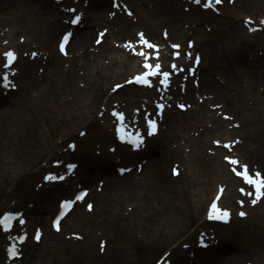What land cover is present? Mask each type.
Listing matches in <instances>:
<instances>
[{
  "label": "bare ground",
  "instance_id": "1",
  "mask_svg": "<svg viewBox=\"0 0 264 264\" xmlns=\"http://www.w3.org/2000/svg\"><path fill=\"white\" fill-rule=\"evenodd\" d=\"M164 3L167 0H163ZM257 2V1H254ZM158 5V3H157ZM107 7L106 0H94L92 3V10L94 17L98 16L99 13H103L104 9ZM158 7H156L157 9ZM146 10V14L149 16V10ZM0 11H2V15L5 17L7 21H10L12 24L21 23L25 27L31 28L38 23L42 30L44 31V42L50 45V38L52 37V33L58 31L62 25L60 22V13L57 11L56 5L50 0H37L34 5V0H0ZM196 13H201L206 15V11H202L200 9L194 10L190 14H185L181 11H174L170 14L171 21L173 24L176 23L182 17L192 16L193 20H199V16ZM9 14V16H8ZM50 14V15H48ZM21 18V20L19 19ZM101 20H94V22ZM83 22V21H82ZM151 25V27H153ZM227 28H230V24L225 25ZM91 22H88L82 29L78 30L75 34L73 33L72 41L73 43L81 46L82 51L86 46H90L91 43ZM28 31V30H26ZM197 38L202 43L203 48L205 49L206 56L203 54V63L207 62V67L209 68L212 65L219 64L221 66L220 75L224 79V83L218 78V81L214 79H210L209 76L207 80H205V73L199 78L198 89L200 91H204L206 87H209L207 90L208 95H212L217 99L225 94L226 89L230 88V83L235 80L236 75L242 73L243 77H246L250 82H260L261 78L258 72V64L256 62L247 61L244 57V52L249 49V47L244 42V36L239 38L229 37L228 35L222 36L219 31H216V35L208 34L206 32H202L201 29L196 30ZM27 35L30 36L28 33ZM38 39V37H36ZM222 38L226 44L225 50L218 51L214 48L213 43L214 39ZM55 40V39H54ZM260 40H264V36L260 37ZM43 41L41 45L43 46ZM54 46V43H51ZM1 47V45H0ZM49 47V46H48ZM78 58L80 59V55ZM107 54H99L97 63L91 68L88 69V83L90 87L88 91L82 93H75L76 97L84 100V105L86 107V113L92 109L93 105H97L99 101H102V98H105L108 95L109 90H106L108 87V79L109 74L115 73V65L113 62L109 64H105L104 61L102 64L98 66V62L101 59H104V56ZM60 56L52 54V58L48 64V67L45 69L44 75L42 79L39 78L37 74L33 73L32 64L35 62L22 59L20 60V64L24 67L22 70V80L24 83L23 92H27V95H30V100L25 104L21 102V95H19L16 99H14V103L12 107L6 108L2 114H0V151L1 149L5 151L3 146L7 145L8 150L15 151L21 150L19 156L20 161L23 158H31L32 157V149L31 146L35 143V138L40 137V125L39 119L45 116L44 110L52 109L53 106L58 107L53 102L55 101L57 91H60L64 94L65 91H71L72 88L70 85L75 82L76 75L73 74V66L77 63L76 57L72 60V67L70 69L65 70L63 66L59 62ZM113 85V84H112ZM188 91L186 94V98L192 97L193 92L196 90V87L193 86V81L187 82ZM112 87V86H111ZM243 87V85H242ZM254 95L251 90L248 89H240L237 94H234L236 100H231V104L240 103V107L238 108V113L241 117L247 113V110L242 107L241 98L243 95ZM184 97V98H185ZM250 99V98H249ZM256 102L260 105H263L264 102V93L260 92L259 94H255ZM1 102V101H0ZM248 102V100H247ZM19 107V110L16 114L9 116L11 110L14 106ZM65 106L63 109L64 116H67V109H74L72 105L66 106L64 102H61V106ZM99 105H97L98 107ZM4 108V106H2ZM1 111V110H0ZM259 111L257 107H252V114L255 117V121L246 124V130L248 131V137L258 143V148L262 153V159H260L261 166H264V116L260 118H256V113ZM247 116H249L247 114ZM56 122L51 124V127L48 126V130L53 128L55 124L62 123L61 118L56 119ZM68 123H73V121L68 120ZM6 127V130L4 129ZM25 131V134H22ZM7 150V154L9 151ZM3 152V151H2ZM102 164L104 167H111L114 165L113 160L110 156L104 158L102 160ZM158 161L155 157H153L149 163L147 164V171L154 178L152 184L148 186V188H152V195L158 191V189L162 188L161 179L158 180L160 175V171L157 170ZM109 171H105V176L109 177ZM113 178V177H112ZM126 187L130 189L132 192L139 190V185L132 184L128 179L125 180ZM108 187L112 189V193H114V185L112 179L109 180ZM139 188V189H138ZM136 195V192L133 196ZM135 201L137 205L142 206L144 208L145 216L149 212V203L147 198L136 197ZM109 220H106L107 224L110 223ZM115 236L112 233L111 239ZM47 240L45 242H41V246L47 245ZM40 246V247H41ZM39 249V248H38ZM43 250V248H41ZM217 248L210 254V258L214 259L220 253L216 252ZM43 255L45 253L41 252ZM117 255L114 252L109 253L108 258H103L99 260V264H114L112 260ZM117 258V257H116ZM224 260V259H223ZM30 263V260L27 262Z\"/></svg>",
  "mask_w": 264,
  "mask_h": 264
},
{
  "label": "rangeland",
  "instance_id": "2",
  "mask_svg": "<svg viewBox=\"0 0 264 264\" xmlns=\"http://www.w3.org/2000/svg\"><path fill=\"white\" fill-rule=\"evenodd\" d=\"M263 15V14H261ZM9 16V14H8ZM115 36L119 37V35L116 33ZM75 91L77 93H82V91H79L77 89V84H75ZM73 94V93H72ZM76 99V97H74ZM68 103V105H72L74 109H70L68 111L67 116H64L61 114V112H51L48 113V116L45 118H40L39 122L42 124V130L43 134L42 140L35 141V144L30 147L32 149V157L31 158H23L22 161L19 159V152L16 154V150L12 151V156H14V164H12L11 169L9 172L5 170H1V162H0V195L2 191L4 190L5 187H9L10 184L16 181L17 177L22 173L23 170H34V165L36 163H41V156L37 153H41V151H45L47 147H52L56 140L59 138H63L65 135L69 134L71 130H75L77 127L78 122L77 119L74 123H68V120H73L71 119V114L74 113L76 110H79V103L78 99L75 100L74 102ZM67 105V106H68ZM63 108L62 106H60ZM59 107V108H60ZM76 108V109H75ZM62 120V123H57L53 128H50L48 130V126L51 127V124L56 122V119ZM87 123V120L84 121L83 125ZM4 129L6 130V127L4 126ZM188 132V131H187ZM186 132V133H187ZM25 134V131L22 133ZM92 135V134H90ZM196 139H199L202 137L201 134H197L194 136ZM51 138V139H50ZM68 138H73V136L67 137L64 141H66ZM35 140V139H34ZM63 141V142H64ZM80 144H83V138L78 139ZM170 140H168L167 143H169ZM36 143H39V146L36 145ZM168 145V144H167ZM179 145L181 147L183 146L181 142H179ZM39 147V148H37ZM206 148H210L211 144H206ZM4 148V146H3ZM82 149L79 148L77 152H80ZM42 152V153H43ZM182 152L185 153L186 155V170L181 174L179 177L175 178H169L167 175V164L170 162V160L167 161V163L164 165L165 168L161 170L160 178L161 179V185L162 189H158V192H156L153 197H151V200H148L149 203V215L147 217V221H150V225H154L156 229H159V224L163 223V226L160 227L162 229L160 236L158 237V240H156L157 246H160L163 241L166 242V244H170L173 241L177 239L182 240L184 239L185 242H193L195 243L197 240V237L195 235L197 234V231L194 233H186L189 231L192 225L195 224L197 218H200V215L202 213V208H203V202L202 199L200 198V193H201V188L204 189H209V192L207 195L210 194L211 188L214 186V184L217 181L225 182L228 184V178L232 177V175L229 173V171H225L224 173L221 171H215V174H219V176H214V175H209L206 174L205 172L210 168H219V158L221 160V157L223 156L221 153L220 154H215V155H209L205 153V151H201V148L197 149L196 151L192 150L190 153H187L183 150L182 147ZM194 154H200L202 156L194 155ZM207 156V157H205ZM179 157H183L182 153H179ZM194 159L197 160L198 165H201L200 168H197V163L194 161ZM206 159V160H205ZM193 170L194 174L197 176V183H193L192 179L188 176V171ZM95 172H92L91 175H94ZM86 176V175H85ZM92 177V176H91ZM103 177V176H102ZM94 178V177H93ZM104 178V177H103ZM105 179V178H104ZM158 179V180H159ZM233 183V179L231 180V184ZM169 184V185H168ZM106 185L104 186V191H106ZM196 186V191H198V195H195L191 192L192 188ZM92 187V186H91ZM94 188V187H92ZM31 194L34 196L37 194L36 191L31 190ZM149 192V191H148ZM148 192L145 196L147 198ZM108 193V191H107ZM116 196L114 197H119L121 192L117 189L116 191ZM187 193L189 201L193 200L195 197H198V201L194 203L193 205H188L186 203L184 196ZM212 193V191H211ZM66 195L71 194L70 193H65ZM100 194V193H97ZM141 195V194H140ZM143 195V194H142ZM141 195V196H142ZM132 199V196L128 199H125L123 201V204L121 203H116L114 204L112 210L114 213L118 212L121 210V212L126 208L127 204H129V200ZM150 199V198H149ZM39 200V199H38ZM101 207L98 209L97 217L88 215V212H85L82 207L79 211V214L77 216L78 220L73 221L69 225V229H73L75 227H79L80 225H83V228L87 231L86 237L88 238L87 242L84 244H79V241H76V244H72L71 241L65 240V238L61 235L56 236L54 241L53 239H50L54 235L50 233V228H49V218L46 214L47 212L41 211L42 215H45L44 218H48V220H45L42 222V225L44 226L46 230L45 223L47 221V234L43 238V242L46 240L47 245L46 246H41L38 245L36 249L33 251L32 258H31V263L32 264H37V260L41 261V264H82L83 262L81 261V256L82 255H87L88 258L94 260L97 262L96 258H100L96 255V235L99 232H105L107 234V237L109 239V243L113 242L112 244L110 243L109 249H108V257L110 252H114L119 258L115 260V264H132L134 261L135 257L137 254H139L142 249L141 254L146 255V259H150V254L151 251H145L146 246H152L150 244V241L147 240V238H138V241H136L135 238H131L128 234H125L124 236L121 235L119 229H117V233H114L109 230H116V227L114 226L115 220H121L120 216L116 214H112V219L111 223L107 224L105 221L102 222V206L103 203L106 202L102 199H100ZM52 205H56L55 202H50L48 208H52ZM135 210V207L133 208ZM49 217L51 214H48ZM156 217L158 220L156 221ZM259 218V214H251L249 217L244 221V225L248 224V226L242 228L238 227L237 225L233 226L231 229V234L232 238L231 240L227 241L223 247L226 245L231 246L232 248L228 247L225 250H227L229 253L228 255H234L233 258L230 259V263L232 264H241V262H247L251 261V264H261V261L263 258L264 252H260L259 254L256 255V252L261 250L263 246H259L256 242L255 237L250 233L253 230H260V226L255 224L256 220ZM161 222H158L160 221ZM29 221V226L31 231L34 233L35 230L37 229L35 226H37V217L31 216ZM264 224V219L261 221ZM260 223V221H259ZM264 228V227H263ZM65 229L69 231V229L65 225ZM148 230V229H146ZM146 230H144L146 232ZM83 230H81L82 232ZM154 233H157V230H153ZM114 234L113 240H111L110 236L111 234ZM120 236V237H119ZM223 240L221 241L222 244ZM257 244V245H256ZM234 245V248H233ZM41 246V247H40ZM93 246V247H90ZM87 248L86 250L88 251H94L92 252H85V253H76L78 250L81 248ZM39 248V249H38ZM43 248V250H41ZM233 249V250H232ZM222 250V249H221ZM45 253L44 255L41 253ZM235 252V253H234ZM174 259L171 257V261L177 259V257L180 256L179 253L174 252ZM155 257V256H154ZM228 259V258H227ZM247 260V261H245ZM180 264H187L186 260L184 258H181L178 260ZM81 262V263H80ZM175 263V262H174ZM218 263V262H217ZM212 264H216V260L212 261ZM247 264V263H246Z\"/></svg>",
  "mask_w": 264,
  "mask_h": 264
},
{
  "label": "snow or ice",
  "instance_id": "3",
  "mask_svg": "<svg viewBox=\"0 0 264 264\" xmlns=\"http://www.w3.org/2000/svg\"><path fill=\"white\" fill-rule=\"evenodd\" d=\"M200 0H197V3H199ZM229 2H231V0H229ZM219 4L221 3V0H207V4L205 5L206 7H211L213 6V4ZM75 10H73L74 12ZM131 14V13H129ZM80 20V17L77 15L75 16V19L72 21V23H77L78 21ZM251 21V18H246L245 19V23H250ZM261 23H264V21H262ZM254 29L253 28H249V31H253ZM106 31V30H105ZM165 36H167V32L164 33ZM100 35L102 36L103 33H100ZM69 36L70 34L69 33H65L64 36H63V39L61 40L60 44H59V47H60V50L63 52L65 51V43L68 41L69 39ZM138 36L141 38V42L144 44V45H147V47L151 48V49H155V48H158L159 46L154 44V43H151L148 39L144 38V35L143 33H138ZM100 41L97 40V43H99ZM192 42L190 41L189 44H191ZM132 42H128L127 46H131ZM173 48H179L180 46L179 45H172ZM141 54L143 55V52L141 51ZM176 55H179V52L175 53ZM6 57L9 58V62H11L12 59L15 58V52L12 51V50H9L8 52H6L4 54ZM33 55H35V53H33ZM189 56H191V53H188ZM196 61L199 62V55H196L195 57ZM145 66L146 67H152L151 65H149L147 63V61H145ZM173 68L176 67L175 64L172 65ZM160 69V64L157 63L155 66H154V69L153 71L151 72V75H155L157 71H159ZM149 75V73H142V74H138L136 75L135 77H133L134 80L140 82V83H143V84H149L150 81L147 79V76ZM162 75L167 78L169 76V73L168 72H163ZM164 83H167V80L165 79L164 80ZM119 87V85L117 86ZM160 107H163V105H161ZM181 108H184L185 105H180ZM121 117L123 116V113H120L119 114ZM148 124H149V128H150V131H149V134H151V132H154L156 130V123L155 121L153 120H149L148 121ZM123 138V136L121 137ZM137 141L141 140L142 137H137L136 138ZM217 143H219V141H217ZM225 159L227 160H230L233 164H238V160H236L235 158L233 157H225ZM71 167H74L71 166ZM175 171V170H174ZM240 175H243L245 177V179L247 180V182L251 185H254L255 186V191H256V197L259 198L260 196L264 195V178H261V174L259 172H257L254 176L253 175H250L249 174V171H248V166L247 165H244L243 166V171L240 172ZM85 195V192H80L76 199H81L83 198V196ZM253 203H255L256 201L253 200L252 201ZM241 203H243V201H241ZM73 204V201L72 200H65L62 202V206L64 209H67L69 208L71 205ZM89 208H91V204L88 205ZM212 212L213 214L216 215V217L218 219H221V220H226L228 219L229 217V210L228 209H219L217 208L216 204L213 203L212 204ZM245 213L241 212L240 215H244ZM61 215H63V212L61 213ZM9 216H6L4 218V223L7 224L8 220H9ZM56 226L58 227V222L56 224ZM36 239H39V231L37 230V235H36ZM16 251L13 250V255H16Z\"/></svg>",
  "mask_w": 264,
  "mask_h": 264
}]
</instances>
